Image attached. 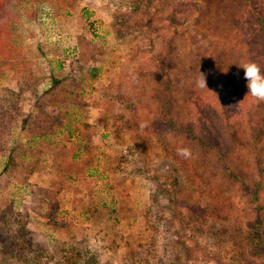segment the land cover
I'll use <instances>...</instances> for the list:
<instances>
[{
    "label": "rangeland",
    "instance_id": "rangeland-1",
    "mask_svg": "<svg viewBox=\"0 0 264 264\" xmlns=\"http://www.w3.org/2000/svg\"><path fill=\"white\" fill-rule=\"evenodd\" d=\"M243 1L13 0L14 54L0 57V264H264V232L254 252L213 235L248 233L255 213L237 178L264 181L241 129L250 111L264 122L239 68L253 61L264 72ZM165 46L178 114L197 135L196 111L216 117L198 94L216 99L207 73L223 89L216 105L238 97L239 106L219 104L220 153L198 154L156 126L150 107L163 85L142 68ZM188 147L193 169L177 175L173 152ZM178 181L176 201L164 191ZM191 203L212 213L205 234L189 220Z\"/></svg>",
    "mask_w": 264,
    "mask_h": 264
},
{
    "label": "trees",
    "instance_id": "trees-1",
    "mask_svg": "<svg viewBox=\"0 0 264 264\" xmlns=\"http://www.w3.org/2000/svg\"><path fill=\"white\" fill-rule=\"evenodd\" d=\"M12 4L13 0H0V57H3L5 60L10 59L14 54V47L10 42V37L12 36L11 20L13 19L14 15ZM243 4L246 5L245 7H249V13L255 17L252 22L255 33L256 35L258 33L263 38L261 45H258L259 50L261 51V49H263L262 46L264 47V0H244ZM142 10L144 11V15L148 16L149 10H147L146 7ZM227 19L232 20L233 18L227 16ZM166 47L167 46H165V48L163 47L164 50L166 49V53L160 52L159 55L153 57V61H150L149 63L147 62V64L143 65L142 68L145 72L149 71V73L152 74L154 78L159 77L161 84L163 85L162 95L161 92L158 93L156 97L157 100H155L157 101V104L154 107H150L152 108V115L156 126L160 124L158 121L160 120L162 125H166L167 129L173 131L175 135L183 136L189 142L191 141L192 143L190 142L188 144L193 146L194 149L196 148L199 152L198 154H201L205 150H207L209 153H220L222 151L223 144L221 142H217V133L214 135L215 131H218L223 123L221 122L222 118L220 117L219 113V104H237V106H239L241 103L239 102L238 97H234L233 95L231 96V94H225L227 99L224 100V102L217 103L216 105L214 101H217L218 98L220 99L222 97L223 89L216 81L217 79L215 78V72H212L211 75H208L207 73V81L214 85V95H216L217 100L214 98L209 99L208 97L203 96L204 94L202 93L198 94H201L199 96L204 97L206 101L208 100L205 102L207 105H204L207 106V108L209 107L208 115L212 112L214 115H216V117L212 119L208 118L206 120L204 116L207 115V112L204 113L202 108L196 111V113H199L200 115L198 116V120L201 128L200 134L197 135L196 132L191 128L194 121L191 122L189 119H185L184 116L182 117L180 115V111L178 114V100L175 94L177 80L175 77H173V75H171L176 63L173 61L174 55H172L170 58L171 52ZM168 57L170 58V61H168ZM243 118L244 119L241 123V129L243 131L245 141L247 142V145H249L253 150L255 155L254 158L259 162L258 165L261 168L260 171L264 172V157L262 156L264 154V122L262 119L260 120L257 113L252 114L251 111L247 112ZM157 129L160 130V128ZM158 134L159 137H164L163 131ZM193 148H189L190 151H193ZM177 152V150L173 152L177 161L175 166L176 174L178 175L180 172L183 173L186 171V169H193V165L190 160L191 156L189 158H184L178 155ZM228 155L223 157L226 158ZM210 164H214V161ZM221 164L226 170L227 174L232 175L233 178L236 179L235 177L238 175L233 170H231L223 158L221 160ZM237 180L239 182L238 185L241 188L244 187V190L248 195V199L253 205L255 217L249 225L248 233L243 232L242 229L240 233L241 235L239 237L236 235V233H232L230 229L228 232L226 229L225 232L217 231L213 233L215 236L214 240L217 241L218 244H222L223 241L227 239L228 241L233 242L232 244L235 245L237 250L245 251L249 249L251 252H254V249L261 247L263 244L261 235L264 232V181L260 180L254 182L255 184H250L249 181H245V179L240 176H238ZM177 183H179V181L176 182L173 191H170L171 194L169 191H167V189L164 191L167 192L173 200L176 199V201L177 199H182L181 191L179 190L180 185ZM158 198L159 197L157 195L153 197V203L157 209L159 208ZM185 206L189 212V220L190 222L194 223L197 232L202 234H205L206 230L208 232L207 227L209 224L214 225L215 222L212 217V213L207 209H200L195 205V203ZM182 212L183 210H178L179 214ZM204 223L206 224L205 227L207 229L204 228ZM226 234L228 237L225 238ZM64 264H82V262L78 259H75L74 257H70L67 258ZM85 264H90V262H85Z\"/></svg>",
    "mask_w": 264,
    "mask_h": 264
},
{
    "label": "clouds",
    "instance_id": "clouds-1",
    "mask_svg": "<svg viewBox=\"0 0 264 264\" xmlns=\"http://www.w3.org/2000/svg\"><path fill=\"white\" fill-rule=\"evenodd\" d=\"M239 68H242L244 71L243 78L247 82V96H251L257 102H264V72L261 71L260 66L253 61H248L242 62ZM199 86L206 88V81L204 77ZM177 154L181 157L189 158L191 156V151L187 148H180L178 149Z\"/></svg>",
    "mask_w": 264,
    "mask_h": 264
}]
</instances>
